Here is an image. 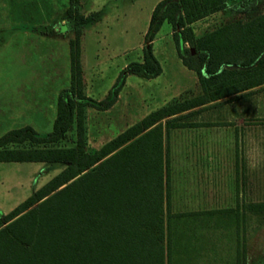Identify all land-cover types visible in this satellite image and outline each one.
Returning <instances> with one entry per match:
<instances>
[{
	"label": "rangeland",
	"instance_id": "rangeland-1",
	"mask_svg": "<svg viewBox=\"0 0 264 264\" xmlns=\"http://www.w3.org/2000/svg\"><path fill=\"white\" fill-rule=\"evenodd\" d=\"M157 1L83 0L85 10L99 11L88 14L92 21L83 26L79 44L82 124L85 150L89 152L100 149L132 126L137 125L132 129L135 131L163 114L195 103L201 65L198 50L186 41L180 45L190 52L180 50L174 37L176 32L167 22L155 32L149 29ZM256 2H243L247 11L241 13L234 10V4L210 13L189 25L191 34L199 37L237 18L247 20L264 12V0L255 5ZM68 5L69 0H0V136L24 125L32 126L40 136L52 130L58 93L70 84L69 40L74 38V30L66 17ZM23 18L42 22V28L37 29L36 45L30 30H26L28 35L23 34L25 27H29ZM178 34L188 37V32ZM147 56L160 66L157 76L147 78L129 71L128 64L143 62ZM190 62L194 65L192 71L186 68ZM117 85L120 90L114 102L103 109ZM259 98L256 96V100ZM23 99L30 103L26 106ZM208 113L211 111L169 117H206ZM238 113L233 111V117L261 120L255 109ZM260 129V125L252 124L245 141L234 143L236 157H220L219 204L207 208L227 211L197 218L190 233L193 238L186 241L193 258L183 264H264V209L250 207L264 204V134ZM74 138L73 129L59 144L72 145ZM221 145L230 150V143L224 141ZM174 161L173 169L178 172L177 176L173 174L172 185L176 188L171 191V210L200 208L181 204L188 199L184 198L187 184L179 174V159ZM64 167L59 162H0V217ZM191 184L194 186L190 182L188 185ZM237 184H241L243 191L237 192L235 201ZM195 200L190 199L192 203Z\"/></svg>",
	"mask_w": 264,
	"mask_h": 264
},
{
	"label": "trees",
	"instance_id": "trees-1",
	"mask_svg": "<svg viewBox=\"0 0 264 264\" xmlns=\"http://www.w3.org/2000/svg\"><path fill=\"white\" fill-rule=\"evenodd\" d=\"M234 1L241 13L246 0H160L153 8L149 29L163 22L175 30L180 45L196 50L206 70L237 63L251 68V82L264 79V12L247 20L237 18L199 37L189 25ZM243 7V8H242ZM250 9V8H248ZM244 11V12H245ZM66 17L74 30L69 40L70 84L58 93L52 130L40 136L26 125L0 136V162H59L65 167L29 197L0 217V264H183L193 258L190 242L202 214L172 211L169 165L162 152L161 125L143 130L163 114L135 131L132 126L100 149L85 150L83 131L80 36L91 17L80 12V0H69ZM178 32H188L179 37ZM261 56V57H260ZM193 68V63L187 64ZM142 77L157 76L161 68L153 57L128 64ZM199 72V70H198ZM253 77H256L255 80ZM246 86V85H245ZM120 90L103 105L108 108ZM74 129L72 145H60ZM263 210L264 204H253ZM231 211L232 209H228Z\"/></svg>",
	"mask_w": 264,
	"mask_h": 264
},
{
	"label": "crops",
	"instance_id": "crops-1",
	"mask_svg": "<svg viewBox=\"0 0 264 264\" xmlns=\"http://www.w3.org/2000/svg\"><path fill=\"white\" fill-rule=\"evenodd\" d=\"M159 1L155 2L154 6ZM259 1L261 2V0ZM233 4L234 1L228 2L226 8ZM234 10L239 9L234 8ZM80 12L84 16H88L90 13H97L99 11H96L95 8L85 10L83 8V0H80ZM23 19L26 23H29V27H25L23 34L28 35L26 30H30V36L35 37L36 45L37 29L38 27L42 28V22L41 20L37 21L35 18L31 20ZM61 24L64 26L65 21H62ZM258 60L259 58L248 66H241L237 63L221 64L216 69L210 71L206 70L207 65L204 62L199 66V72H197L198 92L194 97L195 103L169 116L177 114L181 116L194 111H211V113H208L206 117L196 118L173 119L166 116L141 132H146L157 124L161 125L162 152L165 160L166 158L168 159L169 165L170 205L171 191L176 188L175 185H172V180L175 181L173 174L177 176L178 172L173 169L174 165H176V161L174 160L179 159V166L181 168V170L179 169V174L180 176H184L183 180L187 184L184 186V190L187 192L184 198H188L186 200L183 199L184 201L181 204L185 206L195 205L200 208L177 211L207 212L218 210L207 208V206L219 204L217 200H219L220 157L234 158L237 156L234 143L245 141V138L250 135L252 124L260 125L263 128L260 131L264 134V118L262 119L264 111V79L251 82L252 77H250L251 68ZM186 68L190 71L193 70L188 66ZM253 78L257 80L256 77ZM256 96L258 98L260 96L259 100H256ZM261 96L263 97V101ZM29 101L28 99H23L26 106L30 103ZM252 109L260 112L259 116H261V120L252 121L243 117H233V111H239L238 114L241 115V112L243 114V112L251 111ZM222 115L226 116L222 117ZM224 141L231 144L230 150L223 148L224 146L221 143ZM189 182L194 183V186L193 184L191 186L188 185ZM236 186L234 187L235 201L238 197L237 192L243 191L241 184L239 186L237 184ZM192 197L196 199L195 203L190 201ZM8 212L1 215V217Z\"/></svg>",
	"mask_w": 264,
	"mask_h": 264
}]
</instances>
